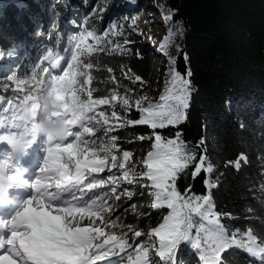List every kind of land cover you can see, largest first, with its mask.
<instances>
[{"label":"trees","instance_id":"1","mask_svg":"<svg viewBox=\"0 0 264 264\" xmlns=\"http://www.w3.org/2000/svg\"><path fill=\"white\" fill-rule=\"evenodd\" d=\"M112 1L120 6L114 14L121 28L105 34L106 19L97 18L90 12V6L81 5L79 0H0V51L9 52L20 47L22 55L12 81L5 79L0 69V105L7 108L8 100L15 104L22 98L23 92L18 88L28 93L35 80L46 81L52 70L45 57L55 53L71 57L75 51L74 38L79 33L93 32L99 37L98 42L87 41L96 50L81 57L83 63L92 65L90 69L81 70L92 77L91 84L85 88L92 91L93 98L110 100L115 94L118 101L127 89L145 88L154 100H146L142 107L149 103H171V100L161 101L160 97L173 94L169 92V89L175 91L170 72L173 69L180 72L190 79L192 87L186 119L153 130L147 125L129 123L140 119L138 108L117 109L116 101H112L108 105H98L96 115L103 111L117 124H110L109 133L86 134L89 145L98 150L111 146V137L115 136L114 154L123 157V152L127 151L132 156L136 152L151 151L156 134L162 137V142L175 139L179 134V140L190 153H195L196 160L178 174L176 190L185 197L209 194L213 211L229 236L236 233L239 238L251 230L264 245V0H154L167 33L172 32L176 23L183 26L178 55L175 58L161 56L157 64V51L152 45L144 47L138 27L131 22L134 12L145 7L143 0ZM169 13L171 19L166 18ZM72 15L81 25L77 30L65 25ZM173 59L175 63L171 62ZM156 66L161 81L159 93L150 89ZM188 71L190 77L186 76ZM136 76L141 79L135 80ZM18 81L25 83L18 84ZM3 108H0V116L6 115ZM113 111L119 119L111 116ZM124 119L127 123L123 124ZM241 155L246 159L237 169L234 164ZM200 156L205 158L204 168L210 166L212 171L202 170L194 176ZM124 171L117 168L103 177L92 174L96 177H91L94 179L91 182L103 180L110 184L109 191L116 188L114 194L120 196L123 208L116 223L122 228L143 232L156 227L172 210L167 206L142 208L145 201L154 203L155 190L151 185L128 188L124 184ZM109 176L114 178L115 184L108 181ZM127 191L136 194L128 198ZM197 218L193 214L196 227L192 229V236L199 227ZM156 241L159 245V240ZM139 245L149 248L150 264V245L146 241ZM135 255L133 247L116 259L128 262V257L134 259ZM161 260L168 263L166 257ZM175 264L204 262L198 249L182 242L175 251ZM221 264H261V261L234 245L221 253Z\"/></svg>","mask_w":264,"mask_h":264},{"label":"snow or ice","instance_id":"2","mask_svg":"<svg viewBox=\"0 0 264 264\" xmlns=\"http://www.w3.org/2000/svg\"><path fill=\"white\" fill-rule=\"evenodd\" d=\"M166 18L171 19L172 14L169 13ZM112 27L115 28L116 25ZM74 39L72 62L63 69L62 75H51L47 81L35 80L28 94L15 104L8 100L7 108L0 105L6 114L0 116V142L9 144L13 138L18 137L24 140L26 148L32 145L36 137L31 123L39 112L38 99L45 93L58 108L52 114L64 116L67 125L59 140L47 143L46 157L30 184L20 174L12 176V180L17 183L29 184L32 193L14 215L10 218L0 217V264H98L109 257L125 254L134 247L125 238L127 234L118 237L112 233L102 241L98 239L106 236L103 228L93 226V218L100 221L104 219L102 212L105 201L101 196L84 202L83 206H77L84 201L86 193L101 188L106 183L103 180L86 183L89 175L103 172L109 166V161L111 168L118 166L121 170L125 168V164L121 162L117 165V156L114 154L117 137H111V146L99 150L90 146L86 138V134L95 135L94 128L89 125L94 121L99 123L97 106L108 105L116 101L117 96L113 94L110 100L97 99L93 98L92 91L85 88V85L91 84L92 77L81 68L90 69L92 65L83 63L81 57L91 55L96 50L87 41L92 39L98 42L99 37L93 32H87ZM185 59L187 60L186 54ZM45 60L50 62L53 70L59 67V60L51 54ZM171 62L175 63V60ZM44 71L47 73L49 69L45 68ZM170 75L175 91L169 89L173 94L161 96L160 100H171V103H149L142 107V100L147 98H141L135 102L141 117L129 123L147 125L155 130L186 119L192 95L191 81L174 69ZM186 76L190 77L191 72L188 71ZM140 79L139 76L135 77L137 81ZM24 83L25 81H18V84ZM18 91L23 89L18 88ZM122 105L127 108L129 100L124 98ZM98 116L103 118L104 125L109 124V117L103 111ZM111 116L119 119L115 111ZM74 127H78L80 131H73ZM108 130L111 131V128ZM70 138L71 142H68ZM140 139L143 140L144 137L141 136ZM122 155L127 160L131 153L124 151ZM204 159V156L199 157L200 162L195 166L194 176L202 170L209 173L212 171L210 166L204 168ZM245 159L241 155L234 166L238 169ZM195 160V153L187 150V146L179 140V134L177 138H170L166 142H162V137L156 134L152 150L144 159L147 171L143 176L147 177L155 190L152 206H167L172 210L163 223L149 233L159 240V257H166L168 264H175V251L182 242H187L200 251L204 264H221V253L235 245L259 258L261 264H264V245L257 241L251 230L244 234L246 239H237L236 233L229 236L228 230L213 211L209 194L185 197L176 190L178 174ZM15 161L6 153L5 158L0 160V170L15 169ZM123 177L129 183L132 182L127 171L123 172ZM108 181L115 184L111 176ZM205 184L210 186L208 180H205ZM111 192L116 193V188L112 187ZM116 199L119 200L120 196H116ZM193 214L207 221V226L201 223L196 228L195 236L191 235L192 229L196 227L192 221ZM86 217L93 219V223L83 225ZM134 235L141 237L142 233L135 231ZM135 253L134 259L128 257L130 264H149L147 246L135 245Z\"/></svg>","mask_w":264,"mask_h":264},{"label":"rangeland","instance_id":"3","mask_svg":"<svg viewBox=\"0 0 264 264\" xmlns=\"http://www.w3.org/2000/svg\"><path fill=\"white\" fill-rule=\"evenodd\" d=\"M79 3L83 6H90V12L95 14L97 18H105V22L103 25V31L105 34H108L110 32L114 33L118 31L121 28L120 21L116 18V15L114 14L115 10L120 9V6L118 4L114 5L112 0H79ZM143 3L145 4V7H143L142 10L134 12L133 17L131 18L132 24L136 25L138 27V33L140 38L142 39V42L144 44L145 48H148L149 45L153 46V49L157 51L156 54H158V57H156V64L158 63V60L161 58V56L164 57H170L175 58L179 50L181 49V36L183 35V26L181 23H176L174 26L172 32L167 33L161 23V17L159 15L158 9L154 6V0H143ZM115 7V8H112ZM69 18L67 21H65V25L73 30L79 29L81 25H79L74 19ZM134 21V23H133ZM116 25L115 28L112 26ZM80 33L77 35L79 37ZM168 37V40L166 41L165 38ZM179 49V50H177ZM54 57H56L61 63L59 64V67L55 70H52V72L46 77V81L50 79L51 75H62L63 69L67 68L68 63L72 62L71 57L67 54H61V53H55ZM22 55H21V49L12 50L9 52H3L0 51V69L3 72V75L5 76V79L8 81H12V75L18 66L19 62L21 61ZM46 64L50 67V62L46 60ZM48 68V67H47ZM160 79H159V69L156 66L154 71V76L150 82V89L155 90L157 93L160 92ZM23 89V88H20ZM24 91V90H23ZM21 91V92H23ZM146 97L148 101H153L154 99L150 96L147 89L142 88L139 91H133L130 89H127V93L122 97L118 98V101L114 102L116 108L123 107L122 100L124 98H127L129 100V108H137L136 101ZM146 100H142V103ZM142 106V104H141ZM127 107V108H128ZM125 108V107H124ZM97 119L99 123L93 122L89 126L94 128V133L96 136L98 133H109L110 131L109 126L110 124H117V122L112 121L113 119L109 118V124L104 125L103 124V118L99 117L97 115ZM127 123L126 120H123V124ZM76 131H80L78 128ZM71 142V141H68ZM46 143V142H45ZM46 145H48L46 143ZM48 147V146H47ZM47 147L44 149V152L41 153L43 156L40 165L37 169H39L43 161L46 157L47 153ZM147 151H140L134 153L130 158H127L125 160L123 157H117V165L121 162L125 164V170L129 173V180L132 182L129 183L128 180H125V185L128 188H131L132 186H147L151 185V182L147 179V177L143 176V173L147 171L146 166L144 165V159L147 156ZM133 164L140 165L141 168H135L133 167ZM24 168V167H23ZM119 168L118 166L116 168H111V162L109 161V166L105 168V170L101 173H94L97 177H103L108 172ZM38 170H36V173H34L29 178L22 177L25 181H28L29 184L32 180H34L35 175L37 174ZM89 175L86 183L91 182L94 179H91V177H96ZM94 182V181H93ZM29 184H26V187L29 189L30 193L27 197H29L32 193V189L30 188ZM109 183L106 182L105 185L101 188L93 189L92 192L86 193L84 197V201L81 202L77 206H83L84 202H90L92 199H95L96 196H101L102 200L105 201V208L102 212V215L104 217L103 221H100L99 219H95V223L93 224L94 227H101L104 229L106 236L98 238L99 240L106 239L107 235H111L112 233H115L118 237L127 234L126 239L129 241L130 244L139 245L142 241H146L147 244L150 245L152 249V253L150 256V264H168L161 260V257L158 255L159 251V245L157 243V239L154 235H149L152 229H155L158 227V225L154 228L147 229L146 231H140L136 228H122L120 225H118L116 222V219L120 218L122 216V210L123 208L120 206L119 200L116 199V194L109 191ZM142 191L145 192V187L142 188ZM136 192L134 191H127L125 192V196L128 198L134 197ZM67 198V197H66ZM152 206L153 203L150 201H145L142 204V208L146 206ZM168 216V215H167ZM166 216H164L161 220H164ZM93 219L85 218L83 221V225H88L90 223H93ZM198 222L199 225L201 223H204L207 226V221L201 220V218L198 216ZM160 220V221H161ZM160 223V222H159ZM140 231L142 233L141 237H135L134 232ZM203 235V233H201ZM240 238H245L244 235H239ZM246 239V238H245ZM181 245V244H180ZM179 245V246H180ZM98 264H130V261L128 262H120L116 259V256L109 257L108 259L104 261L98 262Z\"/></svg>","mask_w":264,"mask_h":264},{"label":"clouds","instance_id":"4","mask_svg":"<svg viewBox=\"0 0 264 264\" xmlns=\"http://www.w3.org/2000/svg\"><path fill=\"white\" fill-rule=\"evenodd\" d=\"M38 109L39 112L31 123L35 137L44 136L46 143L59 140L67 125L64 116L52 114L58 111L53 99L46 93L42 94L38 99ZM9 145L11 151L7 152V155L14 160H18L27 149L24 140L18 137L13 138ZM13 175L15 174H9L7 170H0V206L13 202L9 192L12 185L17 183L12 180Z\"/></svg>","mask_w":264,"mask_h":264},{"label":"bare ground","instance_id":"5","mask_svg":"<svg viewBox=\"0 0 264 264\" xmlns=\"http://www.w3.org/2000/svg\"><path fill=\"white\" fill-rule=\"evenodd\" d=\"M36 139L39 142L38 149L35 151L34 155L29 160H26L25 162L22 161V163H24L25 165L31 166V169L26 172V177L28 178L31 177L34 173H36V170H38L37 168L40 165V161L43 157L41 153L44 152V149L46 147L44 136L41 135ZM69 141H71V138L69 139ZM133 167L138 169L141 168L140 165L138 164H133ZM10 189H11L10 195L13 197V202L6 204L7 211L12 210L16 206H21L22 202L27 199L26 198L27 194L30 193L29 189L26 187L24 183L23 186L22 184L20 185L19 183H15L12 185ZM20 190L22 191V193L24 192V194L19 196Z\"/></svg>","mask_w":264,"mask_h":264}]
</instances>
